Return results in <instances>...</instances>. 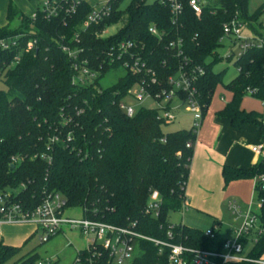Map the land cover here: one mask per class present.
<instances>
[{
    "label": "trees",
    "instance_id": "16d2710c",
    "mask_svg": "<svg viewBox=\"0 0 264 264\" xmlns=\"http://www.w3.org/2000/svg\"><path fill=\"white\" fill-rule=\"evenodd\" d=\"M250 1L207 0L198 17L183 0L182 13L174 20L168 0H131L126 9V0H110L107 16L87 29L84 23L94 9L85 1L75 12L70 11L69 4L55 1L61 7L51 18L42 9L35 17H25L11 6L9 24L0 27V41L18 38L16 48L0 47V81L7 87L0 90V196L9 194L32 210L48 194L60 193L67 199V208L83 209L90 220L132 229L167 244L210 250V239L204 231L170 221V215L181 211L187 199L185 189L197 133L190 129L166 134L157 119L158 108L138 107L130 118L120 104L137 84L157 98L170 90V77L177 76L182 68L196 76V100L203 118L222 86L233 97L219 116L227 118L235 130L255 125L264 135V113L241 108L243 99L249 96L248 89L256 91L251 97L264 103V45L238 58L235 67L239 72L230 83H224L226 71L215 72L224 60L216 51L222 45L225 24L239 18L252 35L264 40V22L260 21L264 3L251 14ZM16 20L18 25L13 27ZM121 23L116 33L106 34ZM152 27H156L158 36L151 33ZM34 41L35 46L28 49ZM123 41L133 43L130 53L155 73V84L152 74L129 71L126 64L135 60L130 54H118ZM63 45L78 49L80 59L89 61L97 78L88 84H76L72 61ZM118 69L124 76L114 85L103 87L101 79ZM54 137L58 141L53 142ZM189 143L193 144L191 148L187 147ZM259 176H264V158L249 170L223 169L225 185ZM12 189L19 191L9 192ZM155 193L160 200L157 216L146 213ZM255 193L260 205L257 215L264 228L261 180ZM222 242L216 248H221ZM134 244L135 254L129 264H170L169 248L160 252V247L145 239H137ZM21 250L0 244V264H41L38 253L20 256ZM97 253L95 264H113L103 250ZM263 255L264 232L249 257L263 261ZM79 256L87 258V250L78 252ZM187 260L191 264L190 255Z\"/></svg>",
    "mask_w": 264,
    "mask_h": 264
},
{
    "label": "built area",
    "instance_id": "2783aa9c",
    "mask_svg": "<svg viewBox=\"0 0 264 264\" xmlns=\"http://www.w3.org/2000/svg\"><path fill=\"white\" fill-rule=\"evenodd\" d=\"M61 4H69L71 12H75V8L80 2L85 0H76L73 4L71 0H55ZM55 1L44 0L42 10L45 12L46 17H56L59 14L61 5H57ZM171 8V13L176 20L183 10V0H168ZM191 10L200 17L206 6L207 0H187ZM109 13V7L106 5L97 10L94 9L88 20L84 23L85 29L90 27L92 24H98L107 14ZM245 24L241 19L236 18L231 22L227 23L223 27V39L231 38L235 45L232 53L226 59L234 60L235 62L242 56L243 53L247 52L251 48H261L264 45L262 38L256 37L249 33L245 35L243 29ZM151 33L159 35L156 27L151 28ZM106 34H108L106 32ZM76 40L79 42V34L76 35ZM36 44V41L28 44V49H32ZM176 44V43H175ZM174 43L172 46L175 45ZM177 45V44H176ZM18 46V38L10 40H1L0 47L9 50ZM133 43L129 41H123L118 47L119 55H128L135 60L134 64L127 63L126 66L129 71L133 74H140L145 72L152 74V84L157 82L155 73L148 70L144 64H140V58L131 54L130 51L133 49ZM178 49L180 50L181 41L178 42ZM63 51L67 54L68 58L72 61V68L74 72V80L76 84L84 85L88 84L97 78L98 73L92 72L89 67V61L80 59V52L78 49L68 45H63ZM234 51H237L235 56ZM181 52V51H180ZM19 61V58H16ZM230 62V61H229ZM239 72V69L236 68ZM202 74V70H199ZM196 76L188 75L185 70L180 69L179 73L175 77H170L169 84L171 85L170 90L164 91L163 94L158 95L157 98L151 95L144 85L137 84L129 90L127 96H131L137 101H142L145 97L154 99L160 110L158 120L163 124H169L173 122L176 117L173 113L179 110L181 107H186L192 113L193 126L192 130L198 133L202 121L203 115L201 106L196 100L197 90L195 87ZM179 92L183 93L186 98L182 99L179 96ZM255 90L248 89L249 96H254ZM264 104V103H263ZM121 109L127 114L128 117L132 118L136 114L137 108L126 105L125 103L120 104ZM52 141H58V137H54ZM192 143H189L187 147L191 148ZM252 151L264 158V143L252 146ZM160 200L158 194L155 193L146 210L149 215H158L160 206ZM188 200L185 199L182 205V212L188 210ZM67 209V199L60 193L48 194L43 202L32 210L26 209L20 203H17L9 194L0 196V222L13 225L23 224H36L41 230L42 234L40 242H48L52 237L56 236L59 232H62L64 227L71 229H79L83 236L88 240V256L83 259L79 256L74 264H95L94 254H98L97 250L101 249L108 254L109 260L113 264H129L134 258L135 254V241L137 239H145L155 243L156 246L162 248L167 247L170 249V264H189L187 255L191 256V264H243V263H258L264 264V261H255L247 256L243 255V252L248 244L254 245L258 238L263 234L264 228L260 223L256 211L249 210L247 213H242L240 208L234 203L230 204V209L237 218L242 219V223L239 229L236 230V238L234 240H223L221 248H214L210 250H193L183 247L182 245L167 244L162 241L154 240L142 236L136 233L132 229H121L110 224L90 220L84 216L82 220H75L65 215ZM217 226L206 230V236L214 241L217 239ZM172 237L171 234H169ZM248 239V242H244ZM90 254V255H89ZM93 254V255H92Z\"/></svg>",
    "mask_w": 264,
    "mask_h": 264
},
{
    "label": "crops",
    "instance_id": "0c3cea01",
    "mask_svg": "<svg viewBox=\"0 0 264 264\" xmlns=\"http://www.w3.org/2000/svg\"><path fill=\"white\" fill-rule=\"evenodd\" d=\"M109 1L85 0L89 6L97 10L103 8ZM43 3L44 0H0V27L9 24L8 11L11 6L17 8L25 17H35L43 8ZM18 22L16 20L12 26L15 27ZM222 94L223 104L212 111L210 106L197 133L185 189L189 203L185 212H191L189 215L191 226L202 231L217 226V240L221 237L220 241L225 240L223 238L229 235V232L227 233L229 228L235 234L242 223V219L237 218L230 209V204L234 203L242 213H247L249 210L259 212L260 205L255 186L258 180L264 185V176L233 181L225 185L223 178L225 166L249 170L263 160V156L252 151V146L264 143V135L261 134L260 127L255 125L235 130L227 118L219 116L233 97V94L226 90H223ZM249 97L248 100H243L241 108L247 112L263 114L264 104L256 101V98ZM182 224L185 225L184 219ZM34 235L35 230L30 225L0 222V244L23 249ZM262 260L264 261V255Z\"/></svg>",
    "mask_w": 264,
    "mask_h": 264
},
{
    "label": "rangeland",
    "instance_id": "374dc122",
    "mask_svg": "<svg viewBox=\"0 0 264 264\" xmlns=\"http://www.w3.org/2000/svg\"><path fill=\"white\" fill-rule=\"evenodd\" d=\"M130 1L131 0H126V2L123 5V9H126ZM154 1L155 0H149V2H154ZM263 3L264 0H251L249 5L250 13L251 14L254 13ZM260 21L264 22V14L262 15V18H260ZM121 26L122 23L111 27L108 31V34L110 35L116 33ZM243 33L245 35H248L250 32L246 27H244ZM234 48L235 45L233 43V40L231 38H225L222 42L221 47H219L216 51V54H219L224 60L221 64L216 66L215 72L226 71V75L224 78L225 84H228L231 81H233L238 75V71L235 67L234 60L228 62L225 59L229 56V54L232 53ZM234 53L236 56L237 51H234ZM124 74L125 73L122 69L111 71L104 78L101 79V84L105 88L112 86L115 83H117L118 80L122 76H124ZM6 88L7 87L5 86V84L2 81H0V90H6ZM223 90L225 89H223L222 86L217 88L211 103L210 111H212L215 107L219 108L220 105L223 104V102L221 101V97L223 96L222 94ZM249 98L250 97L247 95L245 96L244 99L248 100ZM255 100L259 101L258 99ZM123 103L133 108H138V107L157 108L158 106L157 102L154 99L147 97H145L142 101H137L133 97L127 96L126 98L123 99ZM244 105L246 106L247 104L245 103ZM173 113L175 114L176 119L169 124L166 123L162 124V130L164 133L166 134L173 133L179 130L188 131L192 128L194 117L189 109H187L186 107H181L179 110H176ZM18 191L19 189L9 190V192L11 193H17ZM65 215L75 220L84 219V211L81 208H67L65 211ZM189 215H191V212L190 213L189 212L183 213L182 211L175 212L170 215V221L173 225H179L180 223L183 222L184 219L185 225L188 227H192L191 226L192 224L189 220ZM23 225L32 226L35 230V235L28 242V244L21 250L20 256H26L31 253H38L39 261L41 264H74L78 252L88 249L89 246L88 240L86 239L85 236L82 235L79 229H71L69 227H64L62 232H59L56 236L52 237L48 242L42 243L40 242L42 230L36 224H23ZM230 229L231 228L227 230V233L229 232V235L225 236V238L223 239L234 240L236 238V235L233 234V230L230 231ZM221 239L222 238L219 237V240L216 239L214 241L211 240L208 241L209 248L211 249L216 248L217 246L216 244ZM252 247L253 245L251 243L248 244L243 252V255L247 256L251 252Z\"/></svg>",
    "mask_w": 264,
    "mask_h": 264
}]
</instances>
